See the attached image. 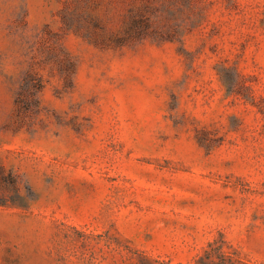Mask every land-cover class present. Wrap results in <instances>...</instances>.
I'll list each match as a JSON object with an SVG mask.
<instances>
[{
    "label": "rangeland",
    "instance_id": "1",
    "mask_svg": "<svg viewBox=\"0 0 264 264\" xmlns=\"http://www.w3.org/2000/svg\"><path fill=\"white\" fill-rule=\"evenodd\" d=\"M0 264H264V0H0Z\"/></svg>",
    "mask_w": 264,
    "mask_h": 264
},
{
    "label": "trees",
    "instance_id": "2",
    "mask_svg": "<svg viewBox=\"0 0 264 264\" xmlns=\"http://www.w3.org/2000/svg\"><path fill=\"white\" fill-rule=\"evenodd\" d=\"M38 91H40V87H39V88H37V89H35V92H38Z\"/></svg>",
    "mask_w": 264,
    "mask_h": 264
}]
</instances>
